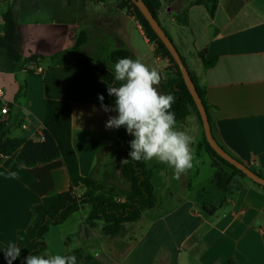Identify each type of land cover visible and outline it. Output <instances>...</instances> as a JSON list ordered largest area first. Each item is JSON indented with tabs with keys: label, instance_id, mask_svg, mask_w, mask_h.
Listing matches in <instances>:
<instances>
[{
	"label": "crops",
	"instance_id": "0c3cea01",
	"mask_svg": "<svg viewBox=\"0 0 264 264\" xmlns=\"http://www.w3.org/2000/svg\"><path fill=\"white\" fill-rule=\"evenodd\" d=\"M123 0H0V37L3 15L13 5L19 23L18 49L23 62H13L0 46V107L7 105L11 138L39 140L45 101L71 103L72 146L83 177L123 190L130 184L122 175L124 143L119 129H106L115 112L101 110L98 94L114 107L101 68L114 72L111 55L125 50L161 70L162 81L175 76L168 58L147 38L142 25ZM158 19L186 66L204 88L213 135L235 159L264 176V0H218L213 17L197 0H159ZM40 5L45 9L40 10ZM14 8V9H15ZM49 11L48 20H24L26 12ZM23 13V14H22ZM88 34L79 51L75 38ZM200 53L215 58L206 68ZM38 57V64L26 61ZM42 69V72H39ZM26 96L15 102L20 85ZM162 83V82H161ZM159 92L164 94L161 84ZM26 125V128L22 127ZM195 137L197 163L174 178L166 164L146 162L152 173L157 204L142 217L127 223L121 234L109 237L103 221L88 222L85 205L67 220L50 227L46 252L77 254L78 264L93 255L105 264H264V189L252 180L236 177L227 194L214 183L215 168L204 148L205 134L191 113L177 123ZM1 130V124H0ZM15 155H0V264L4 249L26 229L32 207L46 196L70 190L62 159L19 169ZM205 176L199 178L202 167ZM19 171V179H6L5 171ZM159 188L168 197L159 201ZM76 193H82L77 188ZM44 253V254H45Z\"/></svg>",
	"mask_w": 264,
	"mask_h": 264
},
{
	"label": "trees",
	"instance_id": "16d2710c",
	"mask_svg": "<svg viewBox=\"0 0 264 264\" xmlns=\"http://www.w3.org/2000/svg\"><path fill=\"white\" fill-rule=\"evenodd\" d=\"M144 2L151 14L159 22L158 12L161 7L160 1L144 0ZM196 3L205 5L210 16H214L218 0H197ZM120 6L132 10L142 25L150 43L155 48V51L162 57L168 58L174 69L175 76L163 80L161 87L164 94L171 92L176 97L172 111L175 112L177 123L183 121L191 113H194L202 125L200 114L182 78L180 69L164 44L131 0H123ZM3 21L4 35L0 37V46L6 49L8 58L11 61L16 63L23 62V56L18 49L19 23L13 6H10L5 12ZM168 37L170 38L169 35ZM87 40L88 34L85 31H81L75 38L74 49L79 51ZM199 55L206 68L216 63V59L207 57L206 53H200ZM124 57H129V53L125 50L114 51L111 55L114 63L119 58ZM182 59L185 63L183 57ZM38 61L37 56H32L26 61V64L30 66L38 64ZM189 74L205 106L211 127H213V120L209 114V106L205 99L204 88L199 84L196 76L191 71H189ZM99 78L111 84L114 81L113 71L107 67H103L100 70ZM27 89V82L20 85L15 102L18 103L26 96ZM0 124V155L2 157L15 155L16 162L18 164L23 162L26 167H34L56 159H62L70 179V190L68 192L46 196L40 203L32 207L33 217L30 225L26 229L19 230L17 233V243L21 247V256L13 261V264H22L23 259L30 253L34 255L44 254L48 248L45 235L50 227L60 225L85 205L91 207L88 222L94 225L97 221H103V232L111 238L121 234L125 224L138 221L145 210L156 206L157 199L152 181V173L147 168L146 162H135L130 159L129 152L131 149L129 141L133 137L126 133L125 128L121 127L119 129V140L124 143L125 159H128L122 165V175L130 184L129 190H123L101 183L93 176H81L78 159L72 146L71 103L56 100L45 101V115L42 130L43 139L41 141L11 138L8 136L10 133L8 121H2ZM204 148L215 168L213 177L215 186L223 194L229 192L236 177L247 178L243 172L222 159L212 149L206 138ZM260 176L264 177L263 175ZM254 184L264 189V187L256 183ZM77 188H82V193L79 195L76 193ZM20 236H23V240L18 239ZM75 256L78 264V255L75 254ZM85 264L105 263L93 255H88L85 258ZM231 264L233 263L231 262Z\"/></svg>",
	"mask_w": 264,
	"mask_h": 264
},
{
	"label": "clouds",
	"instance_id": "9594fccd",
	"mask_svg": "<svg viewBox=\"0 0 264 264\" xmlns=\"http://www.w3.org/2000/svg\"><path fill=\"white\" fill-rule=\"evenodd\" d=\"M114 85L107 86L110 97H114V107L104 103V96L98 94L101 110L115 112L105 122L106 129L125 128L133 137L129 141V157L135 162L156 160L166 164L179 179L193 169L197 163L196 151L192 145L195 137L177 127L176 115L172 106L176 97L171 93L159 92L162 73L157 67L149 66L140 58H119L114 66ZM125 159L121 162H127ZM19 169L26 165L20 162ZM6 179H19V171H5ZM23 240V236L18 237ZM7 264H13L21 256V247L15 241L9 242L4 251ZM22 264H77L73 254L46 252L29 254Z\"/></svg>",
	"mask_w": 264,
	"mask_h": 264
},
{
	"label": "water",
	"instance_id": "95a60500",
	"mask_svg": "<svg viewBox=\"0 0 264 264\" xmlns=\"http://www.w3.org/2000/svg\"><path fill=\"white\" fill-rule=\"evenodd\" d=\"M132 3L139 9L142 13L146 21L151 26L152 30L156 33L158 38L164 44L168 52L170 53L171 57L173 58L174 62L180 69L182 78L191 93L193 100L196 104L197 110L200 114V118L203 125V130L205 134V138L212 149L225 161L229 164L233 165L235 168L243 172L247 178L252 180L254 183L264 187V177L258 175L245 164L241 163L237 159H235L232 155H230L215 139L212 131L211 124L209 122L208 114L205 109V106L200 98L196 86L189 74V70L184 63L180 53L178 52L177 48L175 47L173 41L168 37L166 31L162 28L161 24L156 20V18L151 14L149 9L147 8L144 0H131Z\"/></svg>",
	"mask_w": 264,
	"mask_h": 264
},
{
	"label": "rangeland",
	"instance_id": "374dc122",
	"mask_svg": "<svg viewBox=\"0 0 264 264\" xmlns=\"http://www.w3.org/2000/svg\"><path fill=\"white\" fill-rule=\"evenodd\" d=\"M13 6V5H11ZM14 7V6H13ZM15 8V7H14ZM44 8L45 9V6L43 5H40V10ZM18 10L17 8H15V11ZM17 14V12H16ZM23 14V13H22ZM53 14L51 13V9L49 11H42V12H38V10L34 9V12L31 13V12H26L25 15L22 17H20V21H24V20H28V19H31V20H48L50 17H52ZM182 130H185V131H189L191 132L190 130H187L185 127L182 128ZM196 150V149H195ZM207 166L205 165V167H202L201 168V173L199 175V178L202 177V176H205L206 174V168ZM246 181H249L247 178H244ZM156 194H157V197L159 199V201H163L165 198L168 197V194H164L162 193V191L159 190V188L156 190Z\"/></svg>",
	"mask_w": 264,
	"mask_h": 264
},
{
	"label": "built area",
	"instance_id": "2783aa9c",
	"mask_svg": "<svg viewBox=\"0 0 264 264\" xmlns=\"http://www.w3.org/2000/svg\"><path fill=\"white\" fill-rule=\"evenodd\" d=\"M39 72H42V69H39ZM2 97H3V92L0 90V100ZM7 115H9V107L7 105H3L2 107H0V123L2 121H5V120H3V117L7 116ZM22 127L26 128V125L22 124ZM42 139L43 138H42V134H41V138L39 140H35V141H41Z\"/></svg>",
	"mask_w": 264,
	"mask_h": 264
}]
</instances>
